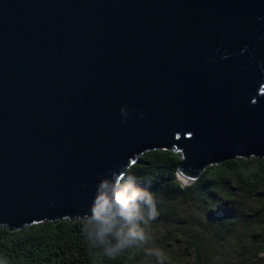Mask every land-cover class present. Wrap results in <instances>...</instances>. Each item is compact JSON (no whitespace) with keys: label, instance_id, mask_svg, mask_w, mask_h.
Masks as SVG:
<instances>
[{"label":"water","instance_id":"95a60500","mask_svg":"<svg viewBox=\"0 0 264 264\" xmlns=\"http://www.w3.org/2000/svg\"><path fill=\"white\" fill-rule=\"evenodd\" d=\"M262 67L264 0H0V226L87 219L146 151L182 187L264 157Z\"/></svg>","mask_w":264,"mask_h":264},{"label":"trees","instance_id":"16d2710c","mask_svg":"<svg viewBox=\"0 0 264 264\" xmlns=\"http://www.w3.org/2000/svg\"><path fill=\"white\" fill-rule=\"evenodd\" d=\"M180 159L178 151H146L120 176L119 182L132 176L156 199L157 215L147 226L144 242L109 256L87 238L85 218L14 230L0 226V264H149L157 252L169 253L160 247L168 242L184 244L183 256L192 251L193 264H251L264 254V157L208 166L184 187L176 180ZM184 205L196 209L202 229L209 231L207 239L193 233L192 219L181 212ZM219 246L228 249L219 253Z\"/></svg>","mask_w":264,"mask_h":264},{"label":"clouds","instance_id":"9594fccd","mask_svg":"<svg viewBox=\"0 0 264 264\" xmlns=\"http://www.w3.org/2000/svg\"><path fill=\"white\" fill-rule=\"evenodd\" d=\"M120 111L127 115L123 106ZM113 183L119 186L110 192L104 190L106 181L97 186L85 226L89 241L109 256L126 246L144 242L147 226L157 215L153 193L136 184L132 176Z\"/></svg>","mask_w":264,"mask_h":264},{"label":"rangeland","instance_id":"374dc122","mask_svg":"<svg viewBox=\"0 0 264 264\" xmlns=\"http://www.w3.org/2000/svg\"><path fill=\"white\" fill-rule=\"evenodd\" d=\"M183 207L184 208L181 207V212L185 213L186 216H188V218L192 219V224L194 225L193 233L199 232L203 235V237L205 239H207L209 231L207 232V231L202 229L201 224L199 222V220H201L200 219L201 217H199V215L197 214L196 209L193 208L194 209V211H193V209L191 210V209L187 208V206H185V205ZM190 215H192V216H190ZM186 225L187 224H183L182 226H186ZM160 247H161L162 252H163V250L167 249V252L169 251V253L165 255V254H162L160 252H157L155 254L156 257H153V259L151 260V262L149 264H152V261H154V259L158 260L156 264H193L194 263L195 254H193L192 251L188 250L189 253H187V254H185V256H183L184 247H185L184 244L178 246V244L176 242L175 243L168 242V244L166 245V248H164L162 245ZM218 249H219V253H221L223 250H227L228 247L219 246ZM170 254H174V258H170L169 257ZM215 256H218V255H215ZM251 264H264V254L257 255L253 259Z\"/></svg>","mask_w":264,"mask_h":264}]
</instances>
